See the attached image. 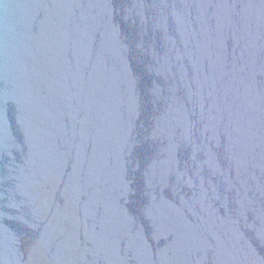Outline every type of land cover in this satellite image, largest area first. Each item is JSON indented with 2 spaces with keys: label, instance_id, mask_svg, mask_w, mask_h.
<instances>
[{
  "label": "water",
  "instance_id": "water-1",
  "mask_svg": "<svg viewBox=\"0 0 264 264\" xmlns=\"http://www.w3.org/2000/svg\"><path fill=\"white\" fill-rule=\"evenodd\" d=\"M0 264H264V0H0Z\"/></svg>",
  "mask_w": 264,
  "mask_h": 264
}]
</instances>
